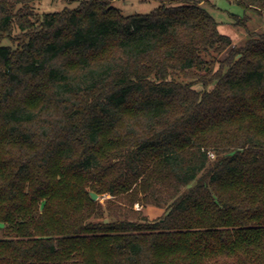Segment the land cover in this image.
I'll list each match as a JSON object with an SVG mask.
<instances>
[{"label":"trees","instance_id":"16d2710c","mask_svg":"<svg viewBox=\"0 0 264 264\" xmlns=\"http://www.w3.org/2000/svg\"><path fill=\"white\" fill-rule=\"evenodd\" d=\"M38 1L0 0V264H264V34Z\"/></svg>","mask_w":264,"mask_h":264},{"label":"rangeland","instance_id":"374dc122","mask_svg":"<svg viewBox=\"0 0 264 264\" xmlns=\"http://www.w3.org/2000/svg\"><path fill=\"white\" fill-rule=\"evenodd\" d=\"M79 0H40L34 4L38 13H53L64 9H73ZM185 0H110L111 4L122 10L125 15L135 13H149L161 3H180ZM194 1L203 6L209 14L219 23L218 29L221 33L230 36L235 45H241L247 38L248 32H258L264 34V13L258 15L250 13V18L243 24V10L236 3L230 0H187ZM242 22V23H241ZM18 32L15 29L14 34ZM2 46H16V42L9 39L0 41ZM110 199L109 195L97 196L101 204L106 206ZM117 204V203H116ZM133 209L142 213L147 221H156L163 214V208L148 206L143 209L138 203H135Z\"/></svg>","mask_w":264,"mask_h":264},{"label":"water","instance_id":"95a60500","mask_svg":"<svg viewBox=\"0 0 264 264\" xmlns=\"http://www.w3.org/2000/svg\"><path fill=\"white\" fill-rule=\"evenodd\" d=\"M90 195L93 200L97 199V194H95L94 192H91Z\"/></svg>","mask_w":264,"mask_h":264}]
</instances>
